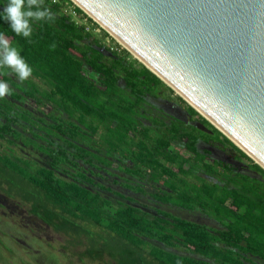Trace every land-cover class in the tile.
Instances as JSON below:
<instances>
[{"label": "trees", "instance_id": "trees-1", "mask_svg": "<svg viewBox=\"0 0 264 264\" xmlns=\"http://www.w3.org/2000/svg\"><path fill=\"white\" fill-rule=\"evenodd\" d=\"M6 3L0 0V12ZM44 4L57 18L34 21L31 43L0 17V33L34 70L21 82L0 69V81L13 90L0 98L1 190L85 247L81 260L264 264V168L181 96L191 121L156 110L150 98L174 89L121 44L106 45L97 29L116 39L73 0ZM19 143L48 164L19 155ZM122 189L200 211L219 227L162 207L147 210Z\"/></svg>", "mask_w": 264, "mask_h": 264}, {"label": "water", "instance_id": "water-1", "mask_svg": "<svg viewBox=\"0 0 264 264\" xmlns=\"http://www.w3.org/2000/svg\"><path fill=\"white\" fill-rule=\"evenodd\" d=\"M264 168V0H73Z\"/></svg>", "mask_w": 264, "mask_h": 264}, {"label": "rangeland", "instance_id": "rangeland-1", "mask_svg": "<svg viewBox=\"0 0 264 264\" xmlns=\"http://www.w3.org/2000/svg\"><path fill=\"white\" fill-rule=\"evenodd\" d=\"M96 33L109 47L118 50L120 47H124L116 38V40L110 37L104 38L103 33L98 29ZM120 44L122 46L119 47ZM34 80L44 87L39 79ZM165 89L163 88L165 97L170 98L177 105L164 103L162 106L183 119L191 117L186 110L187 104L178 98L180 94L175 90L173 92ZM150 100L162 103L161 99L158 98H150ZM14 148L19 155L29 157L41 165L48 164V157L32 146H24L19 143L14 145ZM122 191L146 202L150 206L146 208L147 210L152 211L156 208L155 206L162 207L176 215L212 227H219L217 222L200 211L188 212L170 205L154 204L141 195H135L125 189H122ZM104 195L117 199L113 194L104 193ZM28 206L26 202L8 196L0 188V264H107L103 261H93L88 258L81 260L79 253L85 247L71 243V237L55 231L51 226L31 214ZM110 263L114 264L113 262Z\"/></svg>", "mask_w": 264, "mask_h": 264}, {"label": "clouds", "instance_id": "clouds-1", "mask_svg": "<svg viewBox=\"0 0 264 264\" xmlns=\"http://www.w3.org/2000/svg\"><path fill=\"white\" fill-rule=\"evenodd\" d=\"M0 17L10 25L17 36H22L31 43L33 22L46 21L54 23L57 16L51 7L45 6L44 0H7ZM51 50H55L53 43ZM21 49L13 46L4 33H0V69H9L19 81L28 80L33 68L21 55ZM13 90L8 83L0 81V98L12 95Z\"/></svg>", "mask_w": 264, "mask_h": 264}, {"label": "flooded vegetation", "instance_id": "flooded-vegetation-1", "mask_svg": "<svg viewBox=\"0 0 264 264\" xmlns=\"http://www.w3.org/2000/svg\"><path fill=\"white\" fill-rule=\"evenodd\" d=\"M158 99H161L162 103H158V102L151 101L154 104L156 110H158V111H160V112H162V113H164L166 115H171V116L178 117L172 111L167 110L164 106H162V104H164V103H167V104L172 103L173 105H177L176 102H173L172 100H170L168 98H165V97H159ZM179 109H180V107H179ZM178 118H181V117H178ZM181 119H183V118H181ZM183 120H185V121H191L192 118L189 117L188 119H183ZM200 147L202 149H205L206 151H208V154L211 155V156H213V157H215V158L224 160L226 162L233 161L227 155H225L222 151H220L219 149H217L215 147H212L210 145L203 144V143H200Z\"/></svg>", "mask_w": 264, "mask_h": 264}, {"label": "built area", "instance_id": "built-area-1", "mask_svg": "<svg viewBox=\"0 0 264 264\" xmlns=\"http://www.w3.org/2000/svg\"><path fill=\"white\" fill-rule=\"evenodd\" d=\"M87 30H89V28H87ZM98 30H100V29H98Z\"/></svg>", "mask_w": 264, "mask_h": 264}]
</instances>
